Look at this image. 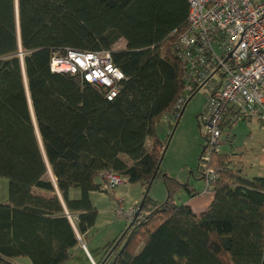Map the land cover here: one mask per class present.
<instances>
[{
    "label": "trees",
    "instance_id": "1",
    "mask_svg": "<svg viewBox=\"0 0 264 264\" xmlns=\"http://www.w3.org/2000/svg\"><path fill=\"white\" fill-rule=\"evenodd\" d=\"M188 10L187 0H0V264L69 260L95 224L90 193L106 171L139 184L143 202L96 264H264V176L213 151V197L196 213L175 201L189 184L160 169L157 126L184 88L176 41ZM119 39L125 47L114 49ZM66 48L109 50L125 75L117 96L52 72V55ZM204 151L205 143L199 161ZM153 175L166 186L162 201L145 194Z\"/></svg>",
    "mask_w": 264,
    "mask_h": 264
},
{
    "label": "built area",
    "instance_id": "2",
    "mask_svg": "<svg viewBox=\"0 0 264 264\" xmlns=\"http://www.w3.org/2000/svg\"><path fill=\"white\" fill-rule=\"evenodd\" d=\"M187 1V26L176 41L184 88L171 117L179 114L194 92L205 91L198 121L205 143L199 170L206 193L217 178L215 169L208 166L210 154L220 151L226 129L241 120L264 123V0ZM50 70L76 75L99 88L108 100L117 96L125 79L106 49L55 52ZM100 179L105 192H113L124 181L114 171L103 172ZM136 209L137 205L126 206L123 198L115 199L114 214L129 223Z\"/></svg>",
    "mask_w": 264,
    "mask_h": 264
},
{
    "label": "rangeland",
    "instance_id": "3",
    "mask_svg": "<svg viewBox=\"0 0 264 264\" xmlns=\"http://www.w3.org/2000/svg\"><path fill=\"white\" fill-rule=\"evenodd\" d=\"M125 47L124 39H119L114 45V49ZM204 90L194 92L190 99L186 102L185 107L179 117L177 123L173 117H167L165 121L157 126V135L164 141L163 156L160 162V169L170 177L186 182L190 179V185H194L197 189L204 185L198 178H194L192 173L197 174L199 166V154L204 144L201 134L202 126L198 121V115L202 112L206 97ZM175 124L172 128L167 122ZM229 131V134L227 135ZM222 144L219 150L223 153L231 154L233 163L241 164L243 171L248 176H264V123L257 120H241L230 128L220 138ZM149 142V141H148ZM234 165V166H235ZM7 182L5 177L0 176V183ZM129 184L122 181L118 186L125 192H130ZM109 197L112 192H105ZM180 194H186L185 190H181L175 201H181ZM124 201L127 203L126 194H123ZM148 195L156 200H164L167 195L166 186L161 178L152 181L148 190ZM206 196H209L207 194ZM142 199V198H141ZM106 202L108 199H105ZM128 206V205H126ZM110 224H106L99 219L96 226L91 230L90 240H94L100 245L119 237L129 222L125 218L115 216L110 218ZM104 247V246H103ZM98 261V259H97ZM88 263L83 257L72 256L69 260L62 264H93Z\"/></svg>",
    "mask_w": 264,
    "mask_h": 264
},
{
    "label": "crops",
    "instance_id": "4",
    "mask_svg": "<svg viewBox=\"0 0 264 264\" xmlns=\"http://www.w3.org/2000/svg\"><path fill=\"white\" fill-rule=\"evenodd\" d=\"M228 134H229V131H228ZM150 144H151V140L147 139L146 146L148 148L150 147ZM226 154L229 155L231 164L235 165V163H233V160L231 158V154L229 153H226ZM235 166L243 170L241 164H236ZM192 176L194 178H198L199 180H201V182H204L203 179L201 178V175L198 172L197 174L192 173ZM186 182L189 184L188 186L189 190H185L186 194H180L181 200L184 203L190 205L193 211L196 213L206 210V208L208 207L209 203L212 200V197H213L212 193L211 192L204 193L203 184H201V187L199 189H197L198 188L197 186H196L197 188L194 187L195 184L190 185L189 178L186 180ZM125 183H129V182H125ZM129 186L131 187L129 189L132 193L125 192L120 187H116L109 197L107 196L105 191H102V190L92 191L90 193L91 200L94 206L98 210V216L93 226L97 225V222L99 221V219L103 220L106 224L112 223L110 218L116 216L113 212L115 199L123 198L124 200L123 194H126V197H127L128 204H126L124 201L125 205H138V203L141 201V198H143V189L141 188L139 184H129ZM33 191L37 194L47 195V192L42 189L35 188ZM207 194H209V196H206ZM105 199H108V201L106 202ZM6 200H7V182H1L0 183V202L6 201ZM93 226L85 233L84 236L79 235L78 237L80 239L79 247L73 249V254H72V256H75V257L78 255L80 257H83L88 263H90L89 261L93 263L95 262V260L100 258L101 249L104 246V245H100V243L94 242V240L92 239L90 240V238H92L90 233H91ZM10 261L13 264H33L28 257H23V256L11 258Z\"/></svg>",
    "mask_w": 264,
    "mask_h": 264
},
{
    "label": "water",
    "instance_id": "5",
    "mask_svg": "<svg viewBox=\"0 0 264 264\" xmlns=\"http://www.w3.org/2000/svg\"><path fill=\"white\" fill-rule=\"evenodd\" d=\"M190 97H191V96H190ZM190 97L188 98V100L190 99ZM188 100H187V101H188ZM187 101H186V102H187ZM185 104H186V103H185ZM185 104L182 106V108H181V110H180L181 113H182V111H183V109H184V107H185ZM162 156H163V155H162ZM161 159H162V157H161ZM159 163H160V162H159ZM154 177H155V175H153V179H154ZM153 179L151 180V183H152ZM151 183L149 184L148 188L146 189L145 194L148 193V190H149V188H150ZM142 202H143V200H141V204H139V206H137V209H136V212H135V217H137L138 213L140 212ZM132 223H133V222H130V223H129L127 229H125V231H124V232L121 234V236L118 238V240L116 241L115 245L113 246V249L119 244V242H120L121 239L124 237L126 231H127L128 228L130 227V225H132ZM79 240H80V239H79Z\"/></svg>",
    "mask_w": 264,
    "mask_h": 264
}]
</instances>
